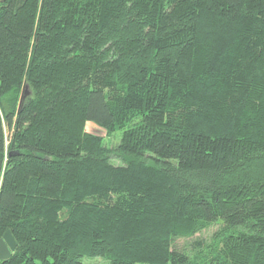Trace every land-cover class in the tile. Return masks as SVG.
Segmentation results:
<instances>
[{
	"label": "trees",
	"instance_id": "trees-1",
	"mask_svg": "<svg viewBox=\"0 0 264 264\" xmlns=\"http://www.w3.org/2000/svg\"><path fill=\"white\" fill-rule=\"evenodd\" d=\"M7 229L0 264H264V0H0Z\"/></svg>",
	"mask_w": 264,
	"mask_h": 264
},
{
	"label": "rangeland",
	"instance_id": "rangeland-1",
	"mask_svg": "<svg viewBox=\"0 0 264 264\" xmlns=\"http://www.w3.org/2000/svg\"><path fill=\"white\" fill-rule=\"evenodd\" d=\"M86 130L89 132H93L97 135H102L104 137V141L110 146H113V144L117 143L122 130H118L114 132L111 136L106 135V130H104L102 127H98L96 124L93 122H88L86 123L85 126ZM113 162H117L116 159H113ZM220 222L212 224L207 227V229L202 230L201 232H197L194 236L192 237H184V238H176L174 239L173 247H176L178 249H186L187 251L192 252L190 249L192 248V244L199 239L203 243V248L207 246L208 243L213 241V234L220 228ZM202 248V250H203ZM95 262H102L101 258L95 257V258H84L83 264H93Z\"/></svg>",
	"mask_w": 264,
	"mask_h": 264
},
{
	"label": "water",
	"instance_id": "water-1",
	"mask_svg": "<svg viewBox=\"0 0 264 264\" xmlns=\"http://www.w3.org/2000/svg\"><path fill=\"white\" fill-rule=\"evenodd\" d=\"M24 97V93L20 96V104ZM3 237L0 238V259L5 260L11 256V254L15 251L16 240L14 236H12L9 229L4 231Z\"/></svg>",
	"mask_w": 264,
	"mask_h": 264
}]
</instances>
